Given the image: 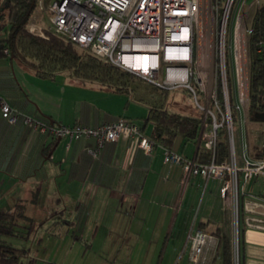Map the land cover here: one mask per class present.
I'll return each mask as SVG.
<instances>
[{
  "label": "crops",
  "instance_id": "1",
  "mask_svg": "<svg viewBox=\"0 0 264 264\" xmlns=\"http://www.w3.org/2000/svg\"><path fill=\"white\" fill-rule=\"evenodd\" d=\"M5 50L0 97L26 115L53 126L90 128L118 119L141 125L148 115L126 94L64 75L40 78ZM150 133L149 125L143 134ZM93 147L91 138L69 142L0 118V211L21 207L28 219L63 224L74 240L91 239L92 249L97 240L103 264H191V235L200 230L210 237L204 256H215L206 259L213 264L221 254L215 233L230 239L231 229L219 209L220 180L190 177L181 185V167L164 163L160 147L147 154L135 139L108 142L96 158L87 151ZM172 150L196 160L197 141L181 139ZM30 208L35 210L29 214ZM243 224L240 264H264V209Z\"/></svg>",
  "mask_w": 264,
  "mask_h": 264
},
{
  "label": "built area",
  "instance_id": "2",
  "mask_svg": "<svg viewBox=\"0 0 264 264\" xmlns=\"http://www.w3.org/2000/svg\"><path fill=\"white\" fill-rule=\"evenodd\" d=\"M35 1L36 8L49 16L50 33L157 87L188 91L202 113L200 143L211 160L197 163L160 147L163 161L181 167V185L190 177L221 181L219 209L227 215L231 232L238 238L244 230L242 219L264 209V198L246 191L249 180L264 177V126L258 156L253 157L240 119L241 107L248 109L251 33V21L247 22L243 14L255 12L264 0ZM0 118L69 142L94 139L95 147L87 150L94 158L106 143L121 137L135 139L137 147L147 154L153 151V144L139 126L124 119L95 128L53 126L11 107L1 97ZM238 119L239 132L235 130ZM223 132L228 154L225 161L217 163L216 148ZM209 241L200 230L191 235V264H204Z\"/></svg>",
  "mask_w": 264,
  "mask_h": 264
},
{
  "label": "trees",
  "instance_id": "3",
  "mask_svg": "<svg viewBox=\"0 0 264 264\" xmlns=\"http://www.w3.org/2000/svg\"><path fill=\"white\" fill-rule=\"evenodd\" d=\"M35 9V0L34 3L33 0H1V52L6 49L7 54L19 60L40 78L54 79L58 75H64L83 85H95L114 93L126 94L134 102L145 105L148 108V115L138 126L142 133L147 126H151V133L147 138L153 147L173 151L177 138H181L186 143H196L201 130L202 116H190L170 110L168 96L175 95L179 89L167 91L157 87L88 50L64 41L48 30H45L43 35L30 33L27 26ZM248 46V113L252 122L264 125V121L256 120L254 117L257 114H264V4L258 6L253 14ZM181 90L191 97L187 90ZM227 149V139L223 132L216 148L217 163L226 160ZM257 154L253 157L258 156ZM210 156V153L199 149L195 161L207 163L211 160ZM258 196L264 198L262 194ZM25 223L28 226H25ZM32 224L21 207L11 212L0 211V264H21V258L27 256V251L13 247L4 238L23 235L29 238ZM215 234L218 238L217 250L221 253L222 263L229 264L227 234L220 232ZM242 235L243 231L239 233V246Z\"/></svg>",
  "mask_w": 264,
  "mask_h": 264
},
{
  "label": "rangeland",
  "instance_id": "4",
  "mask_svg": "<svg viewBox=\"0 0 264 264\" xmlns=\"http://www.w3.org/2000/svg\"><path fill=\"white\" fill-rule=\"evenodd\" d=\"M254 10L244 12L243 16L247 22L251 21ZM51 26L47 12L35 9L29 19L27 29L30 33L35 35L44 34L45 30ZM32 29V30H31ZM170 110L178 113L187 114L190 116L201 117L202 113L195 107L193 99L183 90L179 89L175 95H169ZM240 119L243 120L242 128L246 138L250 155L257 154L259 146L262 141L261 131L263 126L259 122H252L249 117L248 109L245 111L241 107ZM244 119L246 121L244 122ZM239 119L235 122V130L239 132ZM181 138H177L173 146L174 149L179 148ZM202 144L200 143L199 147ZM202 149V148H201ZM251 189L256 194L264 195V177L259 176L256 179H251L246 185V189ZM34 208L28 209V213H32ZM32 230L29 238L22 237H5L4 239L13 247L22 248L27 251V256L21 258V264H103L102 254L98 252V241L95 240L93 249L87 245L91 244L92 240H74L72 236V229H67L65 225L60 223H53L42 219H31ZM25 226H28L25 223ZM231 227V226H230ZM229 264H237L239 258V233L238 238L229 229ZM89 234V233H88ZM91 234V233H90ZM88 235V238L90 237ZM80 233L77 232L76 236ZM215 256H204V264L206 259L214 260ZM185 260L183 256L182 260ZM107 264V263H106ZM213 264H223L221 254L213 262Z\"/></svg>",
  "mask_w": 264,
  "mask_h": 264
},
{
  "label": "water",
  "instance_id": "5",
  "mask_svg": "<svg viewBox=\"0 0 264 264\" xmlns=\"http://www.w3.org/2000/svg\"><path fill=\"white\" fill-rule=\"evenodd\" d=\"M33 3H34V0H33ZM0 4H1V0H0ZM254 117H255L256 120L264 121V114H257ZM201 130H200V133H199V136H198V139H197V150H198L199 145H200Z\"/></svg>",
  "mask_w": 264,
  "mask_h": 264
},
{
  "label": "bare ground",
  "instance_id": "6",
  "mask_svg": "<svg viewBox=\"0 0 264 264\" xmlns=\"http://www.w3.org/2000/svg\"><path fill=\"white\" fill-rule=\"evenodd\" d=\"M239 252V251H238Z\"/></svg>",
  "mask_w": 264,
  "mask_h": 264
}]
</instances>
